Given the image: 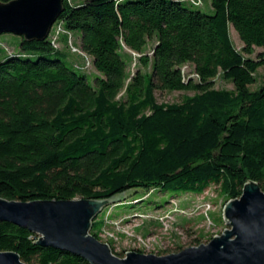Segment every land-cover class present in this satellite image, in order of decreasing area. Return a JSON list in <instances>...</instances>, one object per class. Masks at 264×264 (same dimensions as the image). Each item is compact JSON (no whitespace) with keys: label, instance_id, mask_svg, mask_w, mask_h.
Wrapping results in <instances>:
<instances>
[{"label":"trees","instance_id":"trees-1","mask_svg":"<svg viewBox=\"0 0 264 264\" xmlns=\"http://www.w3.org/2000/svg\"><path fill=\"white\" fill-rule=\"evenodd\" d=\"M203 1L62 0L53 42L50 32L19 36L6 53L0 41V196L197 194L213 184L225 202L246 180L264 189V49L249 55L264 46V0H209L210 13ZM217 74L231 87H214ZM155 89L191 93L163 102ZM103 222L89 227L99 240ZM36 238L0 221V250L30 264H89Z\"/></svg>","mask_w":264,"mask_h":264},{"label":"water","instance_id":"water-1","mask_svg":"<svg viewBox=\"0 0 264 264\" xmlns=\"http://www.w3.org/2000/svg\"><path fill=\"white\" fill-rule=\"evenodd\" d=\"M62 8V0H0V33L43 39ZM141 187L105 198L8 199L0 196V221L37 234L32 242L66 250L89 264H264V189L254 180L242 183L238 196L225 201L227 224L206 242L155 254L127 250L115 255L107 242L89 232L92 218L107 202ZM0 264H30L14 250H0Z\"/></svg>","mask_w":264,"mask_h":264},{"label":"rangeland","instance_id":"rangeland-1","mask_svg":"<svg viewBox=\"0 0 264 264\" xmlns=\"http://www.w3.org/2000/svg\"><path fill=\"white\" fill-rule=\"evenodd\" d=\"M197 7L207 13L212 11L209 0H204ZM55 27L56 21L51 24L50 33H53ZM229 34L235 47L239 48L242 43L230 25ZM18 39L17 34L0 33V41L2 46L5 45L6 53L16 49ZM150 44L151 41L148 43L147 51ZM263 49L264 46H253V51L249 55L254 56ZM73 54L75 53L64 49L59 56L69 63ZM128 68L133 72L134 62L130 63ZM182 72L185 77L187 75L195 77L190 72L189 65L184 64ZM261 72L262 67H258L255 71L256 79L249 85L250 88H255L260 83ZM86 73L93 76L95 69L92 65L87 68ZM213 86L229 88L231 82L217 74L213 78ZM184 93L190 94L191 91L154 90L156 101L163 102L178 101ZM123 200L126 205H116ZM224 203L213 184L197 194L189 192L174 194L156 189L142 193L138 190L123 198L107 202L92 219L98 220L103 217L104 222L98 236L102 241H109L113 250L120 251L122 255L127 250L164 254L178 251L188 245L206 242L211 236L218 234L227 226L222 219Z\"/></svg>","mask_w":264,"mask_h":264},{"label":"built area","instance_id":"built-area-1","mask_svg":"<svg viewBox=\"0 0 264 264\" xmlns=\"http://www.w3.org/2000/svg\"><path fill=\"white\" fill-rule=\"evenodd\" d=\"M190 1L193 2V3H196V4L200 3V0H190ZM50 30H51V26H50V28H49L48 33L50 32ZM58 31H60V26H59V25H56V27H55V29H54L52 35L50 36V38H51V42H53V39H54V37H55V34H56ZM72 50H77V49H76L75 47H72Z\"/></svg>","mask_w":264,"mask_h":264},{"label":"crops","instance_id":"crops-1","mask_svg":"<svg viewBox=\"0 0 264 264\" xmlns=\"http://www.w3.org/2000/svg\"><path fill=\"white\" fill-rule=\"evenodd\" d=\"M75 58V57H74Z\"/></svg>","mask_w":264,"mask_h":264}]
</instances>
